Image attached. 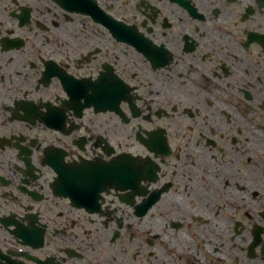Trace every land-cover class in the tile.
Instances as JSON below:
<instances>
[{
	"label": "flooded vegetation",
	"instance_id": "obj_1",
	"mask_svg": "<svg viewBox=\"0 0 264 264\" xmlns=\"http://www.w3.org/2000/svg\"><path fill=\"white\" fill-rule=\"evenodd\" d=\"M0 264H264V0H0Z\"/></svg>",
	"mask_w": 264,
	"mask_h": 264
}]
</instances>
